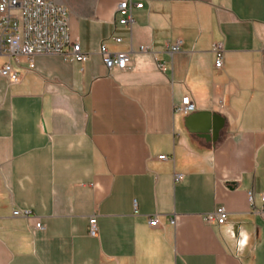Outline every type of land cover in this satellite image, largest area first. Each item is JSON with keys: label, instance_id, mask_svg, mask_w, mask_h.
I'll return each mask as SVG.
<instances>
[{"label": "crops", "instance_id": "0c3cea01", "mask_svg": "<svg viewBox=\"0 0 264 264\" xmlns=\"http://www.w3.org/2000/svg\"><path fill=\"white\" fill-rule=\"evenodd\" d=\"M53 1L90 59L0 74V264H264V0H133L132 25L125 0Z\"/></svg>", "mask_w": 264, "mask_h": 264}, {"label": "built area", "instance_id": "2783aa9c", "mask_svg": "<svg viewBox=\"0 0 264 264\" xmlns=\"http://www.w3.org/2000/svg\"><path fill=\"white\" fill-rule=\"evenodd\" d=\"M143 2L125 0L118 5L117 13L121 15L120 23L132 25V10L142 8ZM70 15L68 9L55 3L53 0H0V53L6 57V61L0 68V74L12 82L21 79V69L31 70L35 68L33 58L41 54H53L63 57L68 61L85 63L90 59V54L82 50L79 41L73 39L70 28ZM117 43L123 41L116 37ZM183 45L182 40H177L169 47V52L179 51ZM140 51H148L146 46H140ZM102 61L108 72L113 70L125 71L131 63L130 51H111L106 44L100 48ZM217 68H221L223 61V50L215 48ZM161 68L164 65L161 64ZM181 113L188 115L196 111V104L189 96L182 99L179 106ZM166 159L165 155L159 157ZM182 177L176 174V180ZM252 200V193H249ZM264 203V193L261 195ZM14 216L32 217L30 210L16 209ZM229 213L223 206L216 208L213 212L204 215L208 223L224 224ZM35 217V216H34ZM35 228L43 229L42 221L35 217ZM175 224V219H171ZM150 225L158 227L160 221L157 217L150 219ZM89 234L97 237L99 234L96 216L89 220Z\"/></svg>", "mask_w": 264, "mask_h": 264}, {"label": "water", "instance_id": "95a60500", "mask_svg": "<svg viewBox=\"0 0 264 264\" xmlns=\"http://www.w3.org/2000/svg\"><path fill=\"white\" fill-rule=\"evenodd\" d=\"M218 128H219V126L216 125L215 130L217 131Z\"/></svg>", "mask_w": 264, "mask_h": 264}]
</instances>
